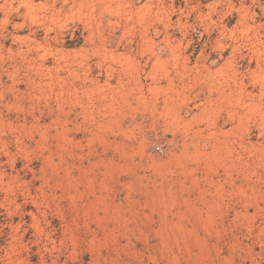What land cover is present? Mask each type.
I'll list each match as a JSON object with an SVG mask.
<instances>
[{
  "label": "rangeland",
  "instance_id": "1",
  "mask_svg": "<svg viewBox=\"0 0 264 264\" xmlns=\"http://www.w3.org/2000/svg\"><path fill=\"white\" fill-rule=\"evenodd\" d=\"M0 264H264V0H0Z\"/></svg>",
  "mask_w": 264,
  "mask_h": 264
},
{
  "label": "built area",
  "instance_id": "2",
  "mask_svg": "<svg viewBox=\"0 0 264 264\" xmlns=\"http://www.w3.org/2000/svg\"><path fill=\"white\" fill-rule=\"evenodd\" d=\"M155 150H156V152L158 153V154H162L163 153V149L161 148V147H156L155 148Z\"/></svg>",
  "mask_w": 264,
  "mask_h": 264
}]
</instances>
